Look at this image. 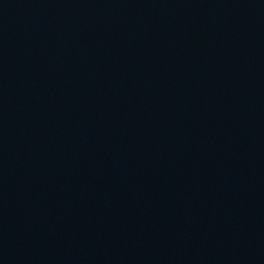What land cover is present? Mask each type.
<instances>
[{
  "label": "water",
  "instance_id": "water-1",
  "mask_svg": "<svg viewBox=\"0 0 264 264\" xmlns=\"http://www.w3.org/2000/svg\"><path fill=\"white\" fill-rule=\"evenodd\" d=\"M0 264H5L3 236H2V224H1V213H0Z\"/></svg>",
  "mask_w": 264,
  "mask_h": 264
}]
</instances>
